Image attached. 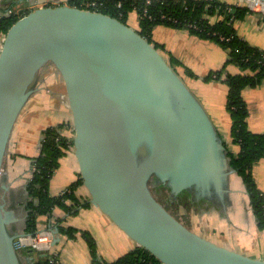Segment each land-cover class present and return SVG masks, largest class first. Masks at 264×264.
Returning <instances> with one entry per match:
<instances>
[{
  "label": "water",
  "instance_id": "1",
  "mask_svg": "<svg viewBox=\"0 0 264 264\" xmlns=\"http://www.w3.org/2000/svg\"><path fill=\"white\" fill-rule=\"evenodd\" d=\"M49 64L66 85L73 147L91 203L138 248L162 264H264L194 233L153 195L151 181L169 188L173 200L188 192L194 203L223 206L237 171L177 69L140 31L102 12L38 8L6 34L0 52V176L13 129ZM26 236L9 229L0 199V264H24L14 243ZM59 243L56 238L53 245Z\"/></svg>",
  "mask_w": 264,
  "mask_h": 264
},
{
  "label": "crops",
  "instance_id": "2",
  "mask_svg": "<svg viewBox=\"0 0 264 264\" xmlns=\"http://www.w3.org/2000/svg\"><path fill=\"white\" fill-rule=\"evenodd\" d=\"M77 1L85 6L92 0H15L13 3L31 12L45 7L65 5L77 7ZM220 1L245 6V0ZM8 2V0H0V16L10 9L11 5L9 6L10 2ZM128 19L135 20L131 26L133 29L139 26L136 12L132 13ZM235 28L240 37L264 52L263 14L249 12L243 19L235 22ZM163 35H166L163 37L164 40L161 39ZM4 40L5 35H0V52ZM153 43L162 47L163 55L170 64L173 59L179 63V67L176 66L175 69L182 77L189 79L185 80L187 83L198 90L200 96H197L204 101V109L224 141L229 158L231 159V155H237L239 147L232 142V121L227 111L228 86L223 81L204 80L210 73L223 69L228 60L226 51L218 44L200 39L185 30L161 26H157L153 31ZM50 65L52 64L48 65L47 72L40 75L36 92L17 120L0 176L1 204L7 212L9 229L18 233H26L27 206L31 200L27 186L32 178L34 162L41 154L45 131L64 124L63 134L72 140L75 135L74 113L70 106L65 82L62 75L58 74L59 72L52 71ZM52 67L55 66L52 65ZM187 71L192 72L195 77L189 76ZM236 71L233 75L246 74V71L242 69ZM227 73H232L229 67ZM209 89L220 93L219 98L215 99L216 94L207 95L206 92ZM243 99L249 109L247 119L249 130L264 134V84L245 89ZM253 175L259 189L264 193V159L255 164ZM235 177L238 179L237 183H235ZM79 180H82L81 169L75 149L72 147L68 155L61 159L60 166L51 179L50 193L53 197L60 196ZM230 188L231 194L225 199L223 206L210 203V206L204 207L200 205L204 200L196 203L200 207L196 208L199 214L205 213L213 222L211 234L208 236L200 234V236L219 247L264 261V230L257 226L249 196L238 174L232 177ZM76 194L81 203L88 205L87 207H81L73 214L56 208L52 214L41 217L38 222V232L49 230L53 232L54 240L60 239V243L53 245L50 251L51 256L58 258V264H95L84 238L77 236L75 239H70L63 234L62 228L88 232L95 241L97 259L102 263H114L138 248V245L108 215L91 203L89 191L84 183L76 190ZM246 222L252 224L249 230L242 225ZM21 256L24 264H29L28 259L31 264H34L36 259L31 255Z\"/></svg>",
  "mask_w": 264,
  "mask_h": 264
},
{
  "label": "trees",
  "instance_id": "3",
  "mask_svg": "<svg viewBox=\"0 0 264 264\" xmlns=\"http://www.w3.org/2000/svg\"><path fill=\"white\" fill-rule=\"evenodd\" d=\"M8 1L9 6L11 5L9 10L13 13L10 15L4 13L0 16V35L5 36L18 20L30 13L25 10L19 12V9H22L21 6L15 5L13 3L15 0ZM91 2L96 3L91 10L102 12L124 23H127L130 13L136 12L139 31L151 43H153L154 29L164 25L172 29L185 30L200 39L212 41L228 52L229 59L223 69L210 73L204 80L223 81L228 86L227 111L232 121L231 139L239 147V153L230 156L231 165L243 181L257 226L264 230V193L259 189L253 175L255 164L264 159V134L249 130L247 124L249 109L243 99L245 89L264 84V52L240 37L235 28L236 21L253 11L247 6L231 5L220 0H152L150 3L148 0H92ZM76 3L79 8L88 9L81 5V2ZM171 64L173 67H179V63L174 59ZM230 65L240 67L246 71V74H224ZM187 73L195 77L192 72L187 71ZM64 129L63 124L45 131L41 154L34 162L32 178L27 186L31 200L27 206L28 218L25 231L30 235H35L39 231V219L52 214L56 208L73 214L79 208L88 206L81 203L76 194L83 180L73 183L60 196L53 197L50 193L51 179L58 170L61 159L67 156L74 146L73 140L63 134ZM159 190L167 192L168 205L197 206L192 202L188 192H184L173 200L170 197L169 188L160 187ZM200 205L207 207L211 204L202 201ZM61 231L70 239H75L77 236L84 238L91 250L94 263L106 264L97 259L95 241L88 232L73 228H62ZM21 255L35 256L34 264H51V261L58 264V258L44 257L29 249H25ZM110 264L162 263L145 249L137 248Z\"/></svg>",
  "mask_w": 264,
  "mask_h": 264
},
{
  "label": "rangeland",
  "instance_id": "4",
  "mask_svg": "<svg viewBox=\"0 0 264 264\" xmlns=\"http://www.w3.org/2000/svg\"><path fill=\"white\" fill-rule=\"evenodd\" d=\"M134 13V12H132ZM130 13V15L132 14ZM4 15V14H3ZM129 15V16H130ZM135 21L134 19L130 20L128 19L127 21V24L131 27ZM161 27H167V26H164V25H159ZM136 29L135 30H138L139 31V26L137 25V27H135ZM164 29V28H162ZM166 36V35H163L162 36V40L163 37ZM160 50V52L163 54V49L162 47L160 46V48H158ZM224 51V50H223ZM225 53L228 54V52L226 51ZM228 59H229V54H228ZM51 68H52V71L53 72H56L58 73L59 71L55 68V67H52V65H50ZM49 66H45L39 73V78H40V75H42L43 73L47 72ZM229 67V70H231L232 73H229V74H235L238 70V69H241L240 67L236 66V65H230L228 66ZM238 68V69H237ZM216 72V71H215ZM60 74V72L58 73ZM224 74H228L227 73V69L225 71ZM61 75V74H60ZM183 80L185 81H188L189 79L187 77H183ZM185 81V82H186ZM187 83V82H186ZM187 86L189 87L190 91L193 93V95L200 101V103L203 105V102L202 99L200 100L198 96H200V94H198V90L194 89L190 83H187ZM207 95H210L212 96V94H216L215 95V99H218L219 98V95L220 93H218L217 91L215 90H212V89H209L207 90ZM198 95V96H197ZM227 100V99H226ZM210 103V102H208ZM204 107V106H203ZM205 108V107H204ZM235 183H237L238 179L235 177ZM239 184H241V182H239ZM151 191L153 193V195L156 197V199L164 206V208L166 210H168L175 218H177L180 222H182L185 226H187L191 231L195 232L196 234L200 235V234H203V236H208L212 229V219L206 215L205 213H201L199 214V212L196 210V208L198 206H182V205H179V206H176L174 207V205H168L167 203V192H162L159 190V187H153V184H152V187H151ZM171 197V196H170ZM200 208V207H198ZM215 212V211H214ZM251 221V220H250ZM249 222V221H248ZM246 222V224H242V225H245L246 226V230H249L251 227H252V224L250 222V224ZM202 236V235H201Z\"/></svg>",
  "mask_w": 264,
  "mask_h": 264
},
{
  "label": "built area",
  "instance_id": "5",
  "mask_svg": "<svg viewBox=\"0 0 264 264\" xmlns=\"http://www.w3.org/2000/svg\"><path fill=\"white\" fill-rule=\"evenodd\" d=\"M152 0H148V3H150ZM244 5L247 6L250 10L256 13H261L264 15V4L260 1H251V0H245ZM95 2H89L85 5L86 10H91L92 7H95ZM23 9H19V12H21ZM34 11V10H33ZM32 12V11H31ZM12 10H8L5 14L10 15L12 14ZM53 241H54V235L52 231L45 230L42 232H37L35 235H30L19 238L15 241L14 247L17 252L20 254L25 250H36L38 254H48V257H54L51 256L50 251L53 247ZM55 258V257H54ZM51 264H55L53 261L50 262Z\"/></svg>",
  "mask_w": 264,
  "mask_h": 264
},
{
  "label": "flooded vegetation",
  "instance_id": "6",
  "mask_svg": "<svg viewBox=\"0 0 264 264\" xmlns=\"http://www.w3.org/2000/svg\"><path fill=\"white\" fill-rule=\"evenodd\" d=\"M152 184H153V187H154V186L157 187V188H158V187H159V188H160V187H163V186H160V185L155 184V181H151V187H152Z\"/></svg>",
  "mask_w": 264,
  "mask_h": 264
}]
</instances>
